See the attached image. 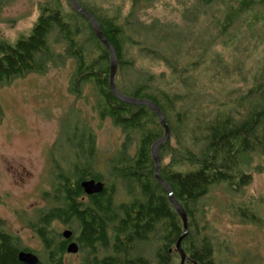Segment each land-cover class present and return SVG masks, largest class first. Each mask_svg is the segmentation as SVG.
Wrapping results in <instances>:
<instances>
[{
	"label": "trees",
	"instance_id": "obj_1",
	"mask_svg": "<svg viewBox=\"0 0 264 264\" xmlns=\"http://www.w3.org/2000/svg\"><path fill=\"white\" fill-rule=\"evenodd\" d=\"M65 1L70 13L60 0H47L40 5V15L27 36L14 44L0 41V86L29 73L45 72L52 59H73L76 68L71 91L78 95L85 84L94 85L100 117L109 118L126 137L106 174L95 171L93 135L88 133L82 145L75 147L80 159L72 161L71 173L54 185V206L31 222L46 251L40 255V264H64L62 253L51 248L54 220L70 224L78 235L80 264L180 263L176 243L183 234V223L155 178L151 157V148L164 131L150 109L123 104L113 96L108 50L88 21ZM77 1L96 18L117 52L118 91L154 102L171 129L170 140L160 149L161 177L188 216L189 234L182 243L186 264H220L206 236L207 225L201 222L205 216L202 201L213 185L227 183L237 190L248 186L253 179L247 168L249 160L264 158V57L245 71L242 62L222 65L215 46L221 44L237 53L243 45L239 39L247 36L264 49V0H195L184 12L185 29L156 20L141 21L140 14L152 9L156 0H123L131 6L123 24L95 3L114 0ZM57 45H62L63 53H56ZM130 48L163 63L172 84L179 85L182 92L171 90L172 85L169 90L158 87L164 75L140 73L133 79L135 65L125 57ZM182 56L188 62L179 68ZM209 73L214 74L202 88L209 93L222 89V93L217 101L206 104L199 100L198 77L209 78ZM227 78L230 86L219 84ZM231 78H239L242 84L235 85ZM2 119L0 105V123ZM258 168L264 173V167ZM86 180L104 183L103 193L86 196L81 188ZM119 188L127 201H117ZM252 214L241 212L245 220L253 221ZM19 251L16 240L1 235L0 264H21Z\"/></svg>",
	"mask_w": 264,
	"mask_h": 264
},
{
	"label": "rangeland",
	"instance_id": "obj_2",
	"mask_svg": "<svg viewBox=\"0 0 264 264\" xmlns=\"http://www.w3.org/2000/svg\"><path fill=\"white\" fill-rule=\"evenodd\" d=\"M46 2L0 0V41L14 44L27 36L40 15V5ZM60 2L66 13H70L67 2ZM95 3L119 24L124 23L131 7L129 1L123 0ZM194 3L195 0H156L152 9L140 14V19L146 24L156 20L185 29L184 12ZM199 26L201 29L202 24ZM53 38L55 34L51 44ZM239 41L243 45L237 53L232 48H221V44L215 46V51L220 52L222 65L242 62L248 71L262 60L264 49L256 40L249 41L247 36ZM54 49L56 53L64 51L62 45ZM125 57L135 65L131 70L133 79L140 73L164 75L157 83L158 87L169 90L172 85L171 90L182 92L179 85L172 84L163 63L143 57L138 48H130ZM182 59L179 68L188 62L183 56ZM52 60L46 65L45 72L29 73L0 86L3 112L0 123V219L3 223L0 226L15 236L21 247L33 249L39 256L41 241L31 222L36 220L38 213L54 206V185L61 176L71 173L72 161L75 163L80 159L75 154V147L82 145L85 135H93L95 171L106 174L107 165L117 156L126 137L109 118L100 117V99L94 85L85 84L78 95L71 91L76 68L73 59ZM210 62L208 60L206 65ZM217 67L219 72L220 67ZM213 74L209 73V78L198 77L202 89L199 100L206 104L217 101L215 98L222 93V89L209 93L202 88ZM231 81L235 85L242 84L239 78H231ZM222 82L230 86L228 78L219 84ZM258 166L264 167V158L249 160L247 168L253 179L248 186L237 190L236 186L227 183L213 185L202 201L205 216L201 222L207 225L206 236L213 244L217 263L264 264V173L259 168L257 171ZM116 198L121 202L128 200L122 188L118 189ZM246 210L253 212L256 221L243 218L241 212ZM50 230L54 233L63 231L60 223L52 225ZM64 264L80 262L66 259Z\"/></svg>",
	"mask_w": 264,
	"mask_h": 264
},
{
	"label": "water",
	"instance_id": "obj_3",
	"mask_svg": "<svg viewBox=\"0 0 264 264\" xmlns=\"http://www.w3.org/2000/svg\"><path fill=\"white\" fill-rule=\"evenodd\" d=\"M70 7L80 16L88 21L91 26L92 31L94 32L98 41L108 50L109 53V86L112 91L113 96L121 103L131 106H139L146 107L150 109L158 118L159 124L162 127L164 134L163 136L157 140L151 148V157L155 164V178L157 182L161 185V187L166 191L169 197V201L175 212L178 214L179 218L183 223V234L178 239L176 243V251L180 257V264H186L187 255L182 247V243L184 239L189 234L188 227V216L185 209L182 205L176 200L172 189L170 186L162 179L161 177V157H160V149L164 146L171 137V129L168 126L165 117L161 111V109L152 101L144 100V99H135L126 95L121 94L116 87V78L119 69V57L115 48L110 44V42L106 39L103 30L96 20V18L89 13L77 0H67ZM81 188L84 194L88 197L93 195L102 194L105 189V184L102 182H97L95 180H86L81 183ZM72 237L71 231H64L63 238L69 239ZM79 252V246L75 243L71 244L68 247V253L77 254ZM18 259L22 264H39V258L27 252H20L18 254Z\"/></svg>",
	"mask_w": 264,
	"mask_h": 264
},
{
	"label": "flooded vegetation",
	"instance_id": "obj_4",
	"mask_svg": "<svg viewBox=\"0 0 264 264\" xmlns=\"http://www.w3.org/2000/svg\"><path fill=\"white\" fill-rule=\"evenodd\" d=\"M28 222L29 221H27V223ZM0 223L1 224L3 223L1 219H0ZM55 223H60L63 231L61 233H57V232H55V233L52 232L51 233V235H52V241H53L52 244H51V248L62 253V255H61L62 263H65V260L66 259H70V260H73L74 262L76 261V262H80L81 263V261H82L81 252H80L81 251V246H80V243H79V240H78V238H79L78 235H76L75 232L73 230H71L70 224H65V223L61 222L60 220H54L51 223L50 227H52V225H54ZM64 231H71L72 232V237L69 238V239L63 238V232ZM1 235L10 236L12 239H14V240L17 241V246L20 249V251L18 252V254L20 252L32 253V254L36 255L39 258L40 262H41V257L35 251H33V249L21 247L18 244L17 238L15 236H13V235L8 234L6 232V230L3 227L0 226V237H1ZM73 243H75V244H77L79 246V252L77 254H70V253H68V247L71 244H73ZM41 246H42V252H44L45 251V247H43L42 244H41ZM18 254H17V260L19 261ZM40 262H39V264H40Z\"/></svg>",
	"mask_w": 264,
	"mask_h": 264
}]
</instances>
